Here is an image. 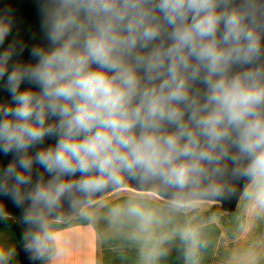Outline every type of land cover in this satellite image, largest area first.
Segmentation results:
<instances>
[{"label":"clouds","instance_id":"obj_1","mask_svg":"<svg viewBox=\"0 0 264 264\" xmlns=\"http://www.w3.org/2000/svg\"><path fill=\"white\" fill-rule=\"evenodd\" d=\"M35 4L27 39L0 9V198L21 211L30 260L63 255L51 226L65 205L82 214L130 180L172 190L175 210L244 181L264 215V0ZM108 215L134 224L140 264H158L177 237L188 264L206 246L191 222L157 231L170 221L141 201ZM11 255L0 248V264Z\"/></svg>","mask_w":264,"mask_h":264},{"label":"crops","instance_id":"obj_2","mask_svg":"<svg viewBox=\"0 0 264 264\" xmlns=\"http://www.w3.org/2000/svg\"><path fill=\"white\" fill-rule=\"evenodd\" d=\"M129 200L141 201L158 209L170 221L157 231H171L188 222L199 225L206 246L201 250L197 264H264V215L256 214L248 197L237 217L226 218L212 214L211 205L192 204L175 210L154 196L130 191L118 192L86 209L80 219L69 224L52 225V230L59 233L63 255L55 259L45 258L39 264H140L143 241L134 242L128 238L134 224H114L108 215L110 207ZM21 245L13 224L0 227V248L12 253L10 259L17 257L16 251ZM166 247L168 254L158 264L184 261L188 264L184 245L178 237ZM253 252L258 254L255 260L251 255Z\"/></svg>","mask_w":264,"mask_h":264},{"label":"water","instance_id":"obj_3","mask_svg":"<svg viewBox=\"0 0 264 264\" xmlns=\"http://www.w3.org/2000/svg\"><path fill=\"white\" fill-rule=\"evenodd\" d=\"M4 7H10L15 13L19 26L21 27L22 34L27 39L28 29L37 30L38 28V17L36 12L35 0H0V9ZM25 59H27V54H25ZM7 99L6 93L0 91V100ZM54 141H47L46 143H53ZM9 158L0 156V165H6ZM229 186L235 191L225 190V192L216 197H193L191 204H206L214 206V214L224 216L226 218H232L235 216L244 200L246 199V190L244 187V181H229ZM121 191H130L137 194L151 195L164 202L169 203L173 198V191L168 190L167 192L153 191L151 185H146L141 188L136 181H128V188L126 190L120 189H110L107 192L100 194L94 197L93 204L89 207H86L83 210V213L86 209L98 204L99 202L111 197L112 195L121 192ZM0 207L4 210V215L0 216V227L3 220L11 222L18 229L23 244L17 249V257L23 264H37L39 260H30L28 253L25 251L26 245L28 243L26 232V227L20 223L21 211L18 209L11 200L7 198H0ZM82 214H68L67 205H65V218L54 222L52 225H66L72 221L80 219Z\"/></svg>","mask_w":264,"mask_h":264},{"label":"trees","instance_id":"obj_4","mask_svg":"<svg viewBox=\"0 0 264 264\" xmlns=\"http://www.w3.org/2000/svg\"><path fill=\"white\" fill-rule=\"evenodd\" d=\"M214 206H212L211 207V212H212V214H214L213 213V210H214ZM10 223V222H9ZM195 224V223H194ZM14 226V225H13ZM18 235H19V237L21 238V235H20V233H18ZM21 244H23V241H22V239H21ZM9 264H22L21 262H20V260L17 258V257H15V258H12V259H10L9 260ZM165 264V263H164ZM178 264H185V261L184 262H181V263H178Z\"/></svg>","mask_w":264,"mask_h":264},{"label":"rangeland","instance_id":"obj_5","mask_svg":"<svg viewBox=\"0 0 264 264\" xmlns=\"http://www.w3.org/2000/svg\"><path fill=\"white\" fill-rule=\"evenodd\" d=\"M87 211H88V210H87ZM86 213H88V212H86ZM239 213H240V212H239ZM239 213H237V214L235 215V217H237V216L239 215ZM3 225H12V224H10L9 221H4V220H3L1 226H3ZM13 228L15 229L16 233L18 234L19 231H18V229L16 228V226H13ZM16 255H17V251H16ZM41 261H42V260H39V262H37V264H39ZM20 262H21V261H20ZM21 263H22V262H21ZM22 264H23V263H22Z\"/></svg>","mask_w":264,"mask_h":264}]
</instances>
